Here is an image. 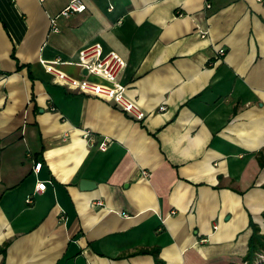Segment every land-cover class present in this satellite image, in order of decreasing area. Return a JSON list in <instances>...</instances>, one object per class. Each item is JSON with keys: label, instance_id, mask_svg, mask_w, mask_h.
<instances>
[{"label": "crops", "instance_id": "obj_1", "mask_svg": "<svg viewBox=\"0 0 264 264\" xmlns=\"http://www.w3.org/2000/svg\"><path fill=\"white\" fill-rule=\"evenodd\" d=\"M69 1L0 0V264L246 261L264 236V0H83L53 32ZM96 42L143 121L82 88L106 85L74 65Z\"/></svg>", "mask_w": 264, "mask_h": 264}, {"label": "built area", "instance_id": "obj_2", "mask_svg": "<svg viewBox=\"0 0 264 264\" xmlns=\"http://www.w3.org/2000/svg\"><path fill=\"white\" fill-rule=\"evenodd\" d=\"M209 7V5H207ZM86 10L83 0H70L67 5L58 13L57 16L50 19V26L53 32H58L56 21L58 18H69L72 15L82 13ZM220 56L224 55V50H219ZM66 64H71L66 62ZM74 65L82 70H86L87 74L98 77L106 82V85H93L83 83L82 88L104 100L112 102L120 111L133 120L143 121L146 117L144 111L139 105L126 94V87L119 82L120 76L125 72L126 61L114 51H104L102 45L98 42L83 47L77 54V61ZM164 107H159L160 111H164ZM85 138H89V133L85 132ZM109 145L108 139H103L98 148L100 151H106ZM36 171V165L34 167ZM144 177L147 176L143 172ZM44 190V183H37L34 193H40ZM26 203H32L30 197L26 199ZM96 205H101L98 201ZM126 216V215H124ZM63 217H61L62 220ZM241 264H264V254H258L253 262L244 261Z\"/></svg>", "mask_w": 264, "mask_h": 264}, {"label": "trees", "instance_id": "obj_3", "mask_svg": "<svg viewBox=\"0 0 264 264\" xmlns=\"http://www.w3.org/2000/svg\"><path fill=\"white\" fill-rule=\"evenodd\" d=\"M12 56L14 57V52L12 53ZM258 160H259V163L264 166V151L259 153ZM248 246H249V250H248V253L245 257L246 261H250L251 259H253L254 254L257 251H260L261 249L264 248V236L258 235V232L255 229L253 231L252 237L249 240ZM155 261L157 264H159V261H158L156 255H155Z\"/></svg>", "mask_w": 264, "mask_h": 264}, {"label": "water", "instance_id": "obj_4", "mask_svg": "<svg viewBox=\"0 0 264 264\" xmlns=\"http://www.w3.org/2000/svg\"><path fill=\"white\" fill-rule=\"evenodd\" d=\"M82 74L86 75L87 71L83 70ZM94 188H95V184L93 182L86 181V180H82L80 182V189L81 190H93Z\"/></svg>", "mask_w": 264, "mask_h": 264}]
</instances>
